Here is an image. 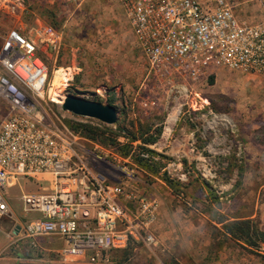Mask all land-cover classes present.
<instances>
[{"label": "built area", "instance_id": "1", "mask_svg": "<svg viewBox=\"0 0 264 264\" xmlns=\"http://www.w3.org/2000/svg\"><path fill=\"white\" fill-rule=\"evenodd\" d=\"M66 1L77 8L85 0ZM116 1L145 65L134 90L133 116L164 112L158 139L166 128L165 138H169L180 120L194 127L197 121L205 123L202 133L215 134L214 123L220 119L227 132L235 135L227 115L210 109L203 85L221 70L264 76V19L242 21L229 0ZM35 35L53 48L61 41L60 33L43 22L35 24ZM0 65L31 95L42 99L49 85L47 68L35 57L31 40L10 30ZM30 68L39 75L30 78ZM60 70L58 77L71 79L70 68ZM0 96L10 103L0 123V218L7 214L2 193L12 188L20 190L23 218L38 215L24 221L18 231L13 229L15 237L29 241L33 249L38 248L39 238L61 241L57 252L66 264H107L111 251H123L132 243L147 247L156 243L152 227L159 204L123 183L124 178L137 181L135 177L96 155V145L85 148L79 133L37 101L18 99L15 88L1 75ZM56 98L59 103L52 100L59 106L64 97ZM170 115L174 120L168 126ZM139 156L148 158L146 153ZM27 182L37 190L24 192L20 183ZM257 250L264 256V242Z\"/></svg>", "mask_w": 264, "mask_h": 264}, {"label": "rangeland", "instance_id": "2", "mask_svg": "<svg viewBox=\"0 0 264 264\" xmlns=\"http://www.w3.org/2000/svg\"><path fill=\"white\" fill-rule=\"evenodd\" d=\"M229 2L235 15L247 23L259 22L264 16L259 0ZM37 22H43L60 33L58 48L40 42L35 35ZM10 30H15L34 43L35 57L46 66L49 83V87L43 90L42 99L37 98L30 94L16 76L0 65V75L15 88L18 99L37 101L46 111L61 117L68 125L84 124L102 129L96 121L61 112L59 106L53 102H60L56 96L72 95L101 104L110 103L119 107L121 120L127 122L128 129H134V124L142 125L133 116L132 104L134 90L143 78L145 65L116 0H85L79 7L72 9L57 0H0V60L2 46ZM61 68H70V80L63 81L58 77ZM202 92L209 99L212 110L227 115L232 121L235 135L227 132L220 119L214 123L215 134L210 131L202 133L201 126H205V123L197 121L195 128L194 125L180 120L172 126L171 136L157 139L152 144L154 146L142 145L139 140L130 143L122 134L117 136L114 133L115 125H104L107 128L103 137L99 138L100 142L80 135L86 141L82 145L87 149H92L93 144L96 145V155L119 168L124 174L135 177L137 181L124 178L123 183H127V187L138 195L152 198L157 196L153 193L155 192L163 196L165 188L157 181L165 183L158 175L165 174L174 185L169 189L193 209L201 208V205L193 200L195 189L177 187V182L174 181L178 173H184L187 179H203L209 183L212 179L225 181L228 177L233 178L232 190L240 197L233 204L236 209L234 215L253 214L252 220L258 229L264 232V76H249L221 70L211 81L204 83ZM9 111L10 103L0 96V123ZM162 113L163 119L164 112ZM151 116L157 115L153 113ZM158 117L160 116L152 121L154 127H161ZM128 144L130 146L126 147ZM141 146L154 154L142 151L139 149ZM141 153H146L148 158H141ZM196 153L202 160L194 159ZM152 157L156 160H151ZM138 159L145 161V164H140L147 167L140 165ZM150 162L159 163V173L150 172ZM177 162L182 163V166L180 170L175 171L172 164ZM195 163H202L203 167L194 168ZM96 171L99 172L98 169ZM20 185L23 186L24 192H35L38 188L29 182ZM213 190L215 189L212 188L209 192L214 193ZM19 196L18 188L2 193L7 204V214L1 217L0 223L11 232L14 225H23L24 221L30 218H38L36 214H28L23 218ZM25 242L23 244L14 241L6 246L8 240L0 236V264H66L57 252L58 248L62 247L59 241L52 239L40 242L42 248H49L50 251L33 249L29 241ZM136 244H130L123 254L113 260L118 263H130L135 259L131 248L137 246ZM258 255L262 258L261 261H264V257ZM17 256L23 259L22 262L13 261Z\"/></svg>", "mask_w": 264, "mask_h": 264}, {"label": "crops", "instance_id": "3", "mask_svg": "<svg viewBox=\"0 0 264 264\" xmlns=\"http://www.w3.org/2000/svg\"><path fill=\"white\" fill-rule=\"evenodd\" d=\"M252 1L257 2V0ZM259 2L262 3V10L264 11V0H259ZM263 19L262 17L261 21ZM170 152L169 154H171ZM197 154H195L194 159L202 160ZM172 165L174 170L178 171L181 169L182 163L177 162ZM198 166L203 167L202 163L194 164V168ZM201 178H203L202 174ZM157 182L165 188V192L163 196L153 192L157 196L152 197L157 199L159 204L156 221L152 227L156 243L151 247L138 246L134 243L137 246L131 248V251L135 259L128 264H264L258 255V247L251 248L243 242L231 238L230 234L222 229V225L228 222L252 220L254 217L253 214L247 216L234 215L236 209L233 204L240 197L232 190L233 178L228 177L225 181L212 179L209 183L203 179L196 181L191 178L187 179L184 173H178L174 181L177 182V187L183 189L193 187L195 189V199L193 200L201 205L200 209L189 208L185 200L169 189L171 188L169 185L160 181ZM154 186L152 187L154 188ZM172 186L174 185L172 184ZM212 188L215 189L213 190L214 193L209 192ZM9 218L11 220V215ZM8 229V227H2L0 223V236L8 240L6 246L14 241L26 243L24 240L15 237V232ZM258 230L263 232L261 229ZM42 240L52 239H37V249L50 251L49 248L40 246ZM59 242L63 246V243ZM123 253L124 251H111L108 255L107 264H126L113 260ZM17 257L13 261L22 262L23 259Z\"/></svg>", "mask_w": 264, "mask_h": 264}, {"label": "trees", "instance_id": "4", "mask_svg": "<svg viewBox=\"0 0 264 264\" xmlns=\"http://www.w3.org/2000/svg\"><path fill=\"white\" fill-rule=\"evenodd\" d=\"M58 2L66 5V7H68L69 9H72L73 6L70 5L66 0H57ZM212 78L209 79V81H211ZM207 98V97H206ZM208 102H209V107L212 110L211 106H210V101L207 98ZM107 105L112 106L113 108H115V110L117 111V123L115 124V134L117 136H120L122 134V136L127 139L130 143L135 141V140H139L140 143L142 145H152L154 144L161 132V127H154L155 125L152 124V121L155 117H158L157 120H159L160 122H162V113L157 110L156 115L157 116H149V117H140L138 114V116L136 117V121L141 122L142 125H135V127L133 126V124L131 125L130 123L129 126L134 127V129H128L127 128V122L124 120H121V110L119 109V107L117 106H113L110 103H107ZM213 112H216L214 110H212ZM137 123V122H136ZM98 125H100L99 127L102 128L101 130L98 127L95 126H91V125H84V124H74V125H68L67 123L65 124L70 130H72L73 132H77L79 133L81 136L90 139V140H96L99 141V138H101V136L104 134V132L106 131L105 128H107L106 126L97 123ZM130 127V128H132ZM263 131H264V126H263ZM103 137V136H102ZM107 138V137H105ZM100 142V141H99ZM130 146L128 145H125ZM139 149H141L144 152L149 153L150 155L154 154L152 151L146 149L145 147L141 146L139 147ZM138 163L140 164L141 162L145 164V161H141V159H138ZM152 169L150 170V172L155 171L156 173H159L158 170L159 168V163L158 162H150ZM144 164H140L143 167H145L146 165ZM147 167V166H146ZM158 169V170H157ZM160 176V179L162 181H164L167 185H169L171 187V189L173 188L172 184L170 183V180L168 179V177L163 174L161 175L158 174ZM222 229L225 230L226 232H228L231 236V238L237 240V241H241L243 242L245 245L251 247V248H257L259 243L264 242V232H261L258 230L257 225L255 224L254 221L252 220H248V219H244V220H235L232 222H228L224 225H222ZM128 248V247H127ZM126 248V249H127ZM123 250V251H126Z\"/></svg>", "mask_w": 264, "mask_h": 264}, {"label": "water", "instance_id": "5", "mask_svg": "<svg viewBox=\"0 0 264 264\" xmlns=\"http://www.w3.org/2000/svg\"><path fill=\"white\" fill-rule=\"evenodd\" d=\"M60 111L74 117L97 121L106 126L117 123V111L110 105L89 101L76 96H65L59 105ZM15 232L19 227L15 226Z\"/></svg>", "mask_w": 264, "mask_h": 264}, {"label": "bare ground", "instance_id": "6", "mask_svg": "<svg viewBox=\"0 0 264 264\" xmlns=\"http://www.w3.org/2000/svg\"><path fill=\"white\" fill-rule=\"evenodd\" d=\"M39 75V72L37 70H34L32 68H30V71H29V77L30 78H34L36 76ZM37 80V83L40 84L41 83V78L39 77ZM174 120L173 118V115H170L168 118H167V125H171L172 124V121ZM168 131H169V128H166L165 131H164V134H163V139L167 136L168 134Z\"/></svg>", "mask_w": 264, "mask_h": 264}]
</instances>
